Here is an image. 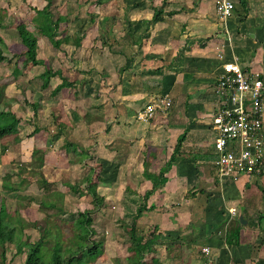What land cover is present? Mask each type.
<instances>
[{"label":"crops","instance_id":"obj_1","mask_svg":"<svg viewBox=\"0 0 264 264\" xmlns=\"http://www.w3.org/2000/svg\"><path fill=\"white\" fill-rule=\"evenodd\" d=\"M25 1L34 11V7L42 9L47 4V0H8L11 9ZM83 1L87 0H79L81 7ZM233 1L235 9L226 18L217 13L216 0H124V6L119 0H101L100 3L89 0L86 2L88 16L73 12L77 0L74 5H69L68 0L54 1L52 6H64L63 10L59 7L57 14L53 10L54 19L66 17L56 34L60 44L58 47L52 38L38 36V57L53 69H60L69 80L79 81L76 88H63L57 95H52V91L62 79L52 77L43 89L40 74L44 65L32 64L26 53L20 57V61L25 62L23 66L18 64V59L7 66L0 62V87L4 90L0 105H5L4 95L14 96L9 88L17 86L22 93L25 87L29 89L36 84L39 90L45 91L44 100L54 106L42 125L50 132L54 127L59 130L64 126L70 138L79 140L90 150L91 157L84 163H70L63 147L64 135L59 134L53 140V133L48 134L50 139L43 141L46 155L41 169L48 182L63 186L67 181L79 184L85 181L91 168H95V176L100 173L99 178H93L98 191L111 200L112 209L117 210H109L110 217L113 212L120 215L119 219L111 220L113 229L122 232L124 228L128 236L131 221L122 220L131 218L140 204H147L148 209L139 218L138 226L143 246L148 240L154 244L155 249L146 258L148 264H203L204 246L211 247L213 264H264V163L259 173L238 177L221 176L215 165L218 152L214 146L216 131L212 120L218 106L215 85L223 64L237 60L244 69L259 71L264 80V0ZM163 3L166 4L163 19L153 21L155 8ZM30 15L33 18L36 12L27 17ZM102 15L117 16V22L114 24L110 17L112 21L108 26L98 31ZM18 20L27 21L26 16ZM88 22L91 24L85 26ZM5 27L2 25L3 29ZM99 36L106 38L105 45L97 44ZM16 37L21 39L19 35ZM41 41H45L48 48L42 56ZM18 42L16 40V44ZM99 45L103 53L106 51L107 56L109 53L111 63L115 59L120 63L102 62ZM72 70L75 78L70 74ZM100 85L108 88L106 96L111 114L106 116L108 130L100 127V121L98 126H90L91 121L85 118V114L90 116V111L80 107L83 101L104 94L100 95ZM162 95L172 98L170 111L148 122L137 120L138 111ZM20 98L16 93V99L7 98L5 106L16 114L11 103ZM55 103L63 104L66 112L61 110V115H57ZM17 116L21 117V113L17 112ZM26 128L22 120L21 136L26 135ZM184 132L186 138L177 147L178 138ZM262 135L264 139V124ZM29 139L30 143L26 138L18 139L16 158L25 161L23 154L27 150L23 147H26L32 161L36 139ZM176 148L179 151L175 152ZM174 153L176 160L166 173L167 181L145 202L146 191L153 187L152 180L144 174L145 169L158 173ZM77 165L82 173L75 175L80 177L79 182L72 179V167ZM65 188L62 192L69 195ZM73 194H80V208L84 202L92 205L90 195ZM231 207L237 208V212L232 213ZM241 215L246 220L241 223V243L229 245L226 242L228 225L235 219L240 220ZM116 231L112 236L117 235ZM112 242L110 262L127 264L132 255L130 237L124 240L114 237ZM122 244L125 251L118 254L115 248H121Z\"/></svg>","mask_w":264,"mask_h":264},{"label":"trees","instance_id":"obj_2","mask_svg":"<svg viewBox=\"0 0 264 264\" xmlns=\"http://www.w3.org/2000/svg\"><path fill=\"white\" fill-rule=\"evenodd\" d=\"M53 0H47V4L42 8H35L36 15L29 22H18L15 24V29L21 38V47L24 49L19 52H12L13 55H9L2 50L0 45V62H12L13 58H20L23 53L27 54L29 61L34 65H44V70L40 74L42 79V87L46 88L52 77L59 76L62 82L57 84L52 95H57L63 88L77 87L79 81H72L65 77L60 69H53L51 65H48L44 59L38 57V36L36 31H39L43 36L52 38L56 46L59 47L60 40L56 38L61 22L66 20L65 16H59L54 19V13L51 10ZM100 3L101 0H97ZM167 0H164L166 2ZM245 0H242L244 2ZM166 4L163 3L159 8H155V15L153 21L162 20V13L165 10ZM78 18H76L77 20ZM116 17H112L115 21ZM4 40L0 36V43ZM80 38L76 40V43H80ZM5 87V86H4ZM3 88L0 87V97H3ZM24 91V89H23ZM20 102V100H16ZM22 103V102H20ZM23 103H29L27 98H24ZM31 106L34 111L37 112L39 102H31ZM172 107H170L171 109ZM169 109V111H170ZM168 111V112H169ZM12 110L5 105L0 106V121L5 120L7 117L11 116ZM22 112V111H21ZM166 112V113H168ZM13 113V112H12ZM162 113V114H166ZM14 115V122H0V139L10 135L17 134L20 132L19 124L22 121L21 117ZM158 115V114H157ZM156 115V116H157ZM155 116V117H156ZM154 117V118H155ZM153 118V119H154ZM152 120V119H151ZM64 126H60L58 130V135H64L63 147L66 150L68 159L70 163H84L86 159L91 157L89 148L84 147L79 140L70 138V133L68 130L63 129ZM109 123L107 124V130L109 129ZM49 128L47 126H40L35 124L32 131L28 132L25 137L20 139H36L39 134L45 139L48 137ZM39 138V137H38ZM186 138V132H184L179 138L177 147H179ZM44 141V140H43ZM36 144V140H35ZM179 151V148L175 149V152ZM45 149L43 146H35L32 151V157L34 161L27 164H23L25 168L30 167V169L38 170L34 180L40 182L42 187L50 191V187L54 183H49L44 173L41 172ZM176 160L175 153L171 156L170 160L166 163L160 171L152 172L145 169L144 174L153 182V187L146 191L144 195L145 202L148 197L159 187V185L167 181L166 173L170 170L173 162ZM95 168H91L90 173L85 178V181L79 184H74L71 182H64L68 190L73 191V193H84L87 196H91V206H86L85 208L78 209V215L75 218L73 224L74 229L73 234H67L57 225H54L49 221V218L54 215L58 217V214H65L67 209L64 207V193L60 190L50 191V195H55L54 199L44 198L40 199L39 210L44 213V217L39 220H28L22 216L21 208L25 207L24 202H21L14 210L10 209L7 204L6 195L0 194V262L6 263V253L9 246L16 247V256L25 255L22 264H88L90 258L97 256L99 245L95 240V235L97 230L94 228V214L105 210L106 202L108 201L104 195L98 191V184L93 181L95 176ZM42 173V174H41ZM12 178L8 180L7 178ZM97 178L100 177V173L96 174ZM31 179L30 177H24L20 173H8L6 174V179L2 183L3 190L6 191H19L21 185ZM21 195V193L19 194ZM25 196V195H24ZM50 197V196H49ZM148 209L147 204H140L137 207L136 213L131 217V219H124L122 221H131V228L129 230V237L131 243L129 245V251L131 256L128 258L127 264H148L146 258L153 251L154 244L152 242L146 243V246L142 244V236L139 230V218L143 215L144 210ZM264 220V215L262 216V221ZM243 225L239 219H235L229 223L226 234V242L229 245H238L241 243V229ZM33 230L38 234L36 239H32ZM154 232L150 233L153 234ZM99 246V247H98Z\"/></svg>","mask_w":264,"mask_h":264},{"label":"rangeland","instance_id":"obj_3","mask_svg":"<svg viewBox=\"0 0 264 264\" xmlns=\"http://www.w3.org/2000/svg\"><path fill=\"white\" fill-rule=\"evenodd\" d=\"M54 1L56 2V0H53L52 5H53ZM88 1L89 0H87L86 2H88ZM86 2L83 1L84 6L81 7L80 6L81 3L79 2V0H77L76 6L74 7L75 9L74 8L72 9V10H74L73 12L76 11L77 15L83 14L84 16H86V15L88 16L87 10H88L89 6L87 7ZM119 2H121V5L124 6V3H123L124 0H119ZM77 3H78V5H77ZM9 4L10 3L8 2V0H2V3H1L2 7L0 6V35H2L5 39V41L3 43H0V45H1L2 50L4 52H6L12 56L13 55L12 52H15V51L19 52V51L24 50L20 46L21 45V41H20L21 39L16 37L18 35V33H17V30L15 29V24L18 23V21H21V20H18L19 18H23L24 16H26V20H27L25 22H29L32 19V15H30L31 17L30 16L27 17V15H29V13L35 14L36 11H34L30 5H27L26 1L24 4L17 6V7H16V5H13L15 7L14 9H11V5H9ZM68 4L74 5L75 4L74 0H68ZM52 5L50 8L52 11L53 10L56 11L55 12L56 14L60 10V8H61V10H63V8H64V6H61V5H60L61 7L59 6L60 8L57 5H56L57 7L55 5L54 6H52ZM24 6L26 8H24ZM120 8L122 9V7H120ZM64 11L66 12V7H65ZM70 12L73 13L72 11H70ZM122 12L120 14H122ZM110 17H116L115 21H113V22H114V24L117 22L116 21L117 16H114V15L103 16L102 15V17H99L100 20H99V23L97 25V26H99L98 31H101L100 27L102 29V28H104V25L108 26L109 22L112 21V20H110ZM90 24L91 23L88 22V24H86L85 26H88ZM2 25L6 26L5 29L2 28ZM10 32L15 33L16 36H15V34H11ZM36 35L41 36L42 34L39 31H36ZM105 39H106L105 37H104V39L102 37H100V39L98 38L97 44H99V43L102 44V42H103V44L105 45V43H104ZM16 40L19 41L17 44H16ZM99 40H100V42H99ZM107 40H109V38H107ZM92 41H94V40H92ZM95 42H96V40H95ZM98 48H100L98 50V53H99V56L101 57L102 62H104L106 64H111V65H114L115 62L120 63L119 61H117V59L113 60L111 63L109 53L107 56L106 51L104 53L102 52L103 49L101 46ZM46 52H48L47 45H46L45 41H41V44H40V54L41 55L40 56L45 55ZM118 58L123 60L122 56H118ZM16 59L17 58L14 57L12 59L13 60L12 62H16ZM18 60L20 61V58H18ZM22 61L23 60H21L18 64L19 65L21 64L23 66V64H25V62L24 61L22 62ZM7 63H10V62H5L6 66H7ZM67 64H71V63L69 61H67ZM0 67H2V65ZM70 67H72L74 70L76 69L75 66H70ZM41 69L39 68V70H41ZM74 70H72L70 72V74H72V76L75 78L76 75H74L75 74L73 72ZM26 80H27V77H25L24 81H26ZM27 87L24 88V91L22 93H21L19 87H17V86L16 87L13 86V87L9 88V93L10 94L13 93L14 96H11L8 94L5 97V95H4V100H3V101H5V105H6L7 104V98L8 99L9 98H15L16 99V93L21 97L20 102H22V103H19L18 101H16V102L14 101L11 103V105H12L13 110L21 113V118L24 121V123L27 125V128H26L24 134H27V132H30L31 129H33L35 127V124H38L40 126H46V125H42V124H45V120H47L46 117L48 116V113L51 112L52 108L54 109V106L52 104H50L51 101L46 102L44 100V97H45L44 92L45 91L42 92L41 91L42 89L39 90V87L36 84L31 85L32 89L29 88L30 90ZM99 87L102 88L100 95L102 92H104V94H102L101 96L97 95L99 97H96V98L93 97V100H89V101L87 100L86 102L83 101L84 105L81 104L80 107H82V108L85 107L86 110L90 111V113L89 112L88 113L90 114L91 118L89 115L86 117V114H85V118L91 119V120H88V119L86 120L87 122L91 121L90 126H95V124H96V126H98V122L100 121V124H101L100 127H102V129H104L105 127L107 128L108 120L106 119V116L109 114V111H108L109 110V102L107 101L108 97L106 96L108 88L106 86L103 87L102 85H100ZM17 88L19 89V91L17 90ZM26 89H27V91H26ZM6 94H7V92H6ZM82 94L83 93H81L80 95H82ZM24 98H27L29 103H23ZM36 100H38V102H39L37 112L34 111V108L30 104L31 102H35ZM0 101H2L1 97H0ZM55 105L57 106L56 107L57 108L56 110L58 113L57 115H61V113L59 112L61 110H64V112H66L64 109L65 106L63 104L55 103ZM0 106L2 107L3 105H0ZM92 106H94V107H92ZM66 108H67V106H66ZM97 110H99V111L97 112ZM109 115H111V114H109ZM28 118H29V121H27ZM102 118H103V120H102ZM3 121L14 122L15 119H14L13 113H11V116H9L8 119H6V120L1 119L0 122H3ZM50 133L51 134L53 133L52 135H53V140H54L55 137H57V135H58V127H54V130L52 132H50V129H49L48 134H50ZM89 134L91 136L92 133L89 132ZM22 136L25 137V135H22ZM22 136L20 135V132H19L17 134H10V135L6 136L3 141H2V139H0V194L6 195L7 204H8L10 209L14 210L17 206H19V204L21 202H24L25 207L21 208V211L23 214L22 216H24L28 220H33V221L39 220V221H41L40 219L43 218L45 215L43 212H41L39 210L40 199L42 197L54 199L55 195L51 196L50 194L52 192H50V191L59 190V187H60V188H62V190L60 192H62L66 188H65V186H63L61 184H54L53 186L50 187V191H48L42 187V184L40 182L34 180L35 179L34 176H36L38 173L37 169L32 170L29 167L25 168L23 166V164H27L29 162L34 161V158H36V157H34V158L31 157L32 161H30L29 160L30 151L28 150V148L23 147L24 149L27 150L25 152V154H23L25 156L24 158H26L25 161L20 159V158H16V142H18V139L20 140V138ZM47 139H50V136H48ZM43 140H44V137L36 138V144L34 145V147L37 145V146H43V148H45L44 146H46V144H44ZM30 141H31V139H28L29 143H30ZM45 155H46V153L44 154L43 166H44V162H45ZM2 159H3V162H2ZM93 159H95V158H93ZM66 160L67 159H65L64 161H66ZM103 160H105V159H103ZM72 169H73L72 172H74V173H72L73 177L71 176L72 179H74L76 182H79L78 179H80V177L77 178V176H75V175L77 173L79 175L82 174V173L80 174V172H79V169H81L80 166L79 165L73 166ZM8 173H20L24 177H28V178L30 177L31 179L24 182L21 185V189L19 191H6V190H3L2 183L6 179V174H8ZM7 179L11 180L12 178L10 177ZM71 192L72 191L69 190V192L67 193L70 196L66 195L65 192H62V193H64L63 199H64V207L67 209L66 213L65 214H58V217L52 215L49 218V221L51 223L59 226L66 234H67V232L69 234H73L72 233V230L74 229L73 222L78 215L77 211L80 208L79 204L81 202L80 199H78L80 197V194H73V192L72 193ZM20 193H21V195H19ZM86 206H88V204H87V202H84V204H82L81 207L85 208ZM105 207L106 208H104V209L107 210V213L105 210H103V212H105L104 214H102L103 212H101L100 214L99 213L94 214V228L97 230V233L95 235V238H96L95 240L98 242V245L100 246V247L99 246L98 247L100 250H98L99 254H97L96 257L90 258L88 264H112L110 262V257L112 255V253L110 251V247H113V245H114V243L112 242V240H114V237L121 238L123 240L126 238L129 239V236L126 233V231L124 230V228H122L123 229L122 232L116 231L115 229H113L114 224L112 221H114V219H116V218L119 219L120 215L118 214V212L117 213L113 212L114 214L112 213V211L114 209H112L113 204L111 203V200L108 199ZM109 210H112V211H110L112 213L111 217H110V214L108 213ZM114 211L116 212L117 210H114ZM109 218H111V219L109 220ZM128 219H131V218H128ZM113 230L116 231V233H117L116 236H112L113 232H114ZM37 236H38V234L36 233L35 230H33L32 239H36ZM110 240H111V242H110ZM115 249L118 252V254L124 253V251H125L124 250V244H122L121 248L116 247ZM24 258H25L24 254L16 256V247L14 245L9 246L7 248V253H6V263L7 264H22L24 261ZM0 260H1V256H0ZM0 264H3V263L0 262Z\"/></svg>","mask_w":264,"mask_h":264},{"label":"built area","instance_id":"obj_4","mask_svg":"<svg viewBox=\"0 0 264 264\" xmlns=\"http://www.w3.org/2000/svg\"><path fill=\"white\" fill-rule=\"evenodd\" d=\"M235 9L233 0H216L220 17L230 16ZM215 93L218 106L212 126L216 131L214 146L218 152L215 165L221 176L238 177L257 174L264 163V80L259 71L244 69L235 60L225 62L218 74ZM172 98L162 95L145 104L137 120L148 122L157 114L166 113ZM232 213L237 208L229 209ZM203 264H213L210 246L202 247Z\"/></svg>","mask_w":264,"mask_h":264},{"label":"water","instance_id":"obj_5","mask_svg":"<svg viewBox=\"0 0 264 264\" xmlns=\"http://www.w3.org/2000/svg\"><path fill=\"white\" fill-rule=\"evenodd\" d=\"M240 221H241V223H246V220L244 219V216H240Z\"/></svg>","mask_w":264,"mask_h":264}]
</instances>
